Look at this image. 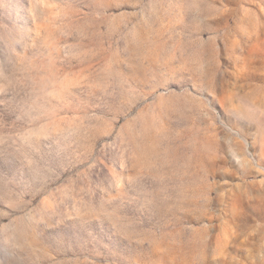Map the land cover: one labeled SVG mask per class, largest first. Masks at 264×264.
Returning a JSON list of instances; mask_svg holds the SVG:
<instances>
[{
  "label": "rangeland",
  "instance_id": "374dc122",
  "mask_svg": "<svg viewBox=\"0 0 264 264\" xmlns=\"http://www.w3.org/2000/svg\"><path fill=\"white\" fill-rule=\"evenodd\" d=\"M0 264H264V0H0Z\"/></svg>",
  "mask_w": 264,
  "mask_h": 264
}]
</instances>
